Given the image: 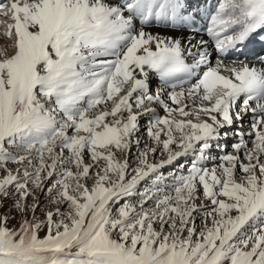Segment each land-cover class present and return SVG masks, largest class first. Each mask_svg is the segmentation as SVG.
Returning <instances> with one entry per match:
<instances>
[{
	"label": "rangeland",
	"instance_id": "1",
	"mask_svg": "<svg viewBox=\"0 0 264 264\" xmlns=\"http://www.w3.org/2000/svg\"><path fill=\"white\" fill-rule=\"evenodd\" d=\"M6 26L5 62L17 51L14 26ZM13 76L9 68L5 77L11 82ZM36 88L33 95L16 93L24 109L0 137V251L19 256L0 253V264H264V203L242 222L247 201L198 176L199 151L160 166L179 156L186 131L137 119L155 110V102L131 101L129 108L77 123L55 101L57 89L41 94ZM132 117L135 127L127 134L123 124ZM62 118L75 123L64 131ZM173 118L207 116L175 112ZM153 166L160 167L146 176ZM103 199L93 230L68 251ZM60 251L69 253L53 255Z\"/></svg>",
	"mask_w": 264,
	"mask_h": 264
},
{
	"label": "bare ground",
	"instance_id": "2",
	"mask_svg": "<svg viewBox=\"0 0 264 264\" xmlns=\"http://www.w3.org/2000/svg\"><path fill=\"white\" fill-rule=\"evenodd\" d=\"M215 2L224 17L195 32L188 15L200 16L207 0H6L7 10L0 9V41L10 33L6 24H12L17 51L9 61L0 59V137L24 109L16 94L21 89L31 95L36 87L41 94L47 87L57 89L55 101L77 123L129 108L131 101L137 106L153 101L157 108L137 119L186 131L179 156L160 166L199 151L193 162L198 176L213 178L223 195L247 201L245 223L264 203V185L256 188L264 184V57H219L221 41L214 37L229 30L228 40L241 32L250 9L249 0ZM151 53H171L184 61L195 75L193 82L180 88L161 85L158 72L145 70ZM9 68L11 82L5 77ZM175 112L207 119L175 121ZM64 119L61 129L67 131L75 122ZM134 119L123 124L127 134L133 133ZM105 204L106 199L98 202L68 251L90 234Z\"/></svg>",
	"mask_w": 264,
	"mask_h": 264
},
{
	"label": "water",
	"instance_id": "3",
	"mask_svg": "<svg viewBox=\"0 0 264 264\" xmlns=\"http://www.w3.org/2000/svg\"><path fill=\"white\" fill-rule=\"evenodd\" d=\"M72 246V245H71ZM0 253L1 254H10L11 252H6V251H0ZM69 252H67V251H60V252H55V253H53V255H55V254H68ZM11 254H14V253H11ZM52 255V256H53Z\"/></svg>",
	"mask_w": 264,
	"mask_h": 264
}]
</instances>
